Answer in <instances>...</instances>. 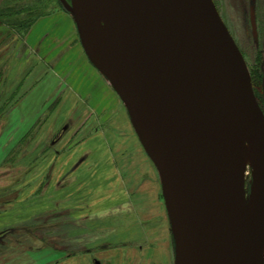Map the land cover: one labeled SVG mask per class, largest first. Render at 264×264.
Returning a JSON list of instances; mask_svg holds the SVG:
<instances>
[{"label":"rangeland","instance_id":"374dc122","mask_svg":"<svg viewBox=\"0 0 264 264\" xmlns=\"http://www.w3.org/2000/svg\"><path fill=\"white\" fill-rule=\"evenodd\" d=\"M212 1L264 114V0ZM109 85L58 0H0V264H118L106 252L126 248L147 264L156 246L174 264L157 169Z\"/></svg>","mask_w":264,"mask_h":264},{"label":"water","instance_id":"95a60500","mask_svg":"<svg viewBox=\"0 0 264 264\" xmlns=\"http://www.w3.org/2000/svg\"><path fill=\"white\" fill-rule=\"evenodd\" d=\"M58 1L157 169L174 264H264V114L213 1ZM241 129L258 154L248 195Z\"/></svg>","mask_w":264,"mask_h":264},{"label":"bare ground","instance_id":"6f19581e","mask_svg":"<svg viewBox=\"0 0 264 264\" xmlns=\"http://www.w3.org/2000/svg\"><path fill=\"white\" fill-rule=\"evenodd\" d=\"M59 5L61 6L60 3H59ZM112 93H113V91H112ZM115 94L113 96L117 97L119 99L118 95L117 94L115 95ZM237 146H238L239 167L243 171L244 188H245L246 195H248L250 193L251 166L253 165V163L258 161L257 148H256L255 143L253 141L252 135L249 131H247L245 129H241L237 133ZM143 151H144V149H143ZM144 153H145V151H144ZM251 200H253V197L251 198ZM154 249L157 251L156 254H157V256H158L157 258L159 260V254H160V252L163 251V248L156 246V247H154ZM263 253H264V250H263ZM132 257L133 256H129V260H128L127 264H132V261L130 260ZM141 261H142V256H141V258H138V260L134 264H140ZM159 262H160V264L162 263V261H160V260H159Z\"/></svg>","mask_w":264,"mask_h":264},{"label":"crops","instance_id":"0c3cea01","mask_svg":"<svg viewBox=\"0 0 264 264\" xmlns=\"http://www.w3.org/2000/svg\"><path fill=\"white\" fill-rule=\"evenodd\" d=\"M151 174H152V171H151ZM151 178H153V179L155 178V181L157 180L156 175H154V173L152 174ZM156 196H157V193H156ZM108 252H106V253L109 256V258L111 259V262L115 259L116 261H118V264H127L128 260H129V256L134 255L133 253H131L132 251H128L127 248L126 249L109 250ZM116 253H118L119 258H116L117 257ZM143 254H144V256H146V255H148V252L144 251ZM147 259L149 260V261L146 260L147 264H150L152 262L160 263L159 260L155 261V259H153L152 257H148Z\"/></svg>","mask_w":264,"mask_h":264},{"label":"trees","instance_id":"16d2710c","mask_svg":"<svg viewBox=\"0 0 264 264\" xmlns=\"http://www.w3.org/2000/svg\"><path fill=\"white\" fill-rule=\"evenodd\" d=\"M32 22H33V21H32ZM32 22H31V23H32ZM251 81H252V78H251ZM252 83H253V82H252ZM55 250H57V249H55ZM57 251H58L59 253H61V252H64V253H65V252H66V251H63V250H62L61 252H60L59 250H57Z\"/></svg>","mask_w":264,"mask_h":264},{"label":"flooded vegetation","instance_id":"af4514ba","mask_svg":"<svg viewBox=\"0 0 264 264\" xmlns=\"http://www.w3.org/2000/svg\"><path fill=\"white\" fill-rule=\"evenodd\" d=\"M250 19V18H249ZM249 23H250V20H249ZM251 27V26H250Z\"/></svg>","mask_w":264,"mask_h":264}]
</instances>
